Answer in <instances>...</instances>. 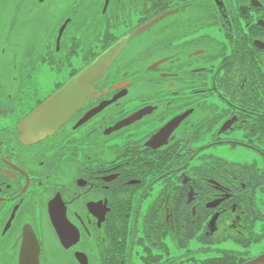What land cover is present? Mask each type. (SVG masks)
I'll return each mask as SVG.
<instances>
[{"label":"flooded vegetation","instance_id":"1","mask_svg":"<svg viewBox=\"0 0 264 264\" xmlns=\"http://www.w3.org/2000/svg\"><path fill=\"white\" fill-rule=\"evenodd\" d=\"M20 17L39 25L18 64L34 82H0V264L264 255V0H0V23ZM129 35L101 94L24 142L20 123Z\"/></svg>","mask_w":264,"mask_h":264},{"label":"water","instance_id":"2","mask_svg":"<svg viewBox=\"0 0 264 264\" xmlns=\"http://www.w3.org/2000/svg\"><path fill=\"white\" fill-rule=\"evenodd\" d=\"M159 19L160 17L139 29L136 34H140L148 27L155 24ZM20 24H22V22ZM4 25H6V23H0V27H4ZM32 30L34 32V29ZM131 37L132 36L129 35L122 38L102 54L98 55L88 65L69 78L62 88L53 93L35 109L33 113L26 117L19 125L23 141L26 143H33L53 135L59 127L71 119L74 113L82 107L86 100L100 95L101 93L95 92V83L106 74L108 68L127 45ZM105 105L106 102H103L98 107L89 111L79 121L78 125L100 112ZM35 263L37 264L38 262ZM261 263H264V255L244 264ZM29 264H33V262Z\"/></svg>","mask_w":264,"mask_h":264},{"label":"rangeland","instance_id":"3","mask_svg":"<svg viewBox=\"0 0 264 264\" xmlns=\"http://www.w3.org/2000/svg\"><path fill=\"white\" fill-rule=\"evenodd\" d=\"M22 24L11 23L0 27V82H34L27 80L24 72L19 68L18 64L22 62L31 48L36 46L35 35L32 29L39 25L34 19H24ZM7 29V30H6ZM8 31V32H7ZM44 68V66H41ZM40 68V67H39ZM32 73L34 72L31 71ZM53 75L49 69L44 70L42 73L36 71L34 73V80L36 82H48V78Z\"/></svg>","mask_w":264,"mask_h":264}]
</instances>
